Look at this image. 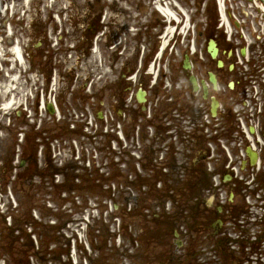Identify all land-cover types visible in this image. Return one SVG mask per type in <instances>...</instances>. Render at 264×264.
I'll list each match as a JSON object with an SVG mask.
<instances>
[{"label": "flooded vegetation", "instance_id": "af4514ba", "mask_svg": "<svg viewBox=\"0 0 264 264\" xmlns=\"http://www.w3.org/2000/svg\"><path fill=\"white\" fill-rule=\"evenodd\" d=\"M102 1L104 4L100 5ZM189 1L197 4L199 15L204 17L205 23L200 24L192 44L196 52L188 57L187 50L181 46L183 53L172 59L168 52L158 59L161 43L149 39V31L145 29L147 25L142 20L148 11L141 14L139 30L134 32V37L124 33L123 41L116 16H108V13L116 14L110 3L104 0L85 1L87 4L82 12L84 48L81 53L84 79L75 76L79 72L77 67L65 72L59 86L60 94L77 96L91 91L100 98L113 99L114 108L122 109L131 121L147 112L155 116L151 121H159L161 114L177 107L183 123L190 125H193V120H199L204 112L212 110L215 104L217 115L213 126L218 131L216 138L220 132V137L230 142L239 141L242 123L250 122L257 123L258 130L264 135V74L261 73L264 53L261 54L256 46L247 47L239 36L226 34L218 19L216 0ZM64 12L58 10L56 13L62 15ZM65 14L68 16L67 12ZM155 37L158 39V35ZM211 39L215 40L218 49L216 58L208 51ZM95 45L106 53L100 54V63L91 53ZM67 54L68 49L57 45L51 54L54 61L39 62L37 66L51 77L54 70L60 73L66 69L64 63ZM212 73L216 77V85L211 79ZM129 97L131 101L127 103ZM190 115L193 117L186 119ZM17 116L9 113L0 123V128L4 130L0 137V161L12 164L18 157L23 165L18 166L17 177L30 184L28 189L39 191L41 189L36 190L34 184L36 178L42 176L43 169L49 168V175L53 176L68 172L69 166L55 165L49 156H46V160L39 159L37 132L31 135L25 125L22 127L25 123L18 124ZM21 131H24L25 138L19 144L17 140ZM227 164V159H218L209 169L204 160L197 163L196 178L188 180L183 186L188 193L180 198L175 212L165 213L163 223L168 228L162 235L172 238V247L157 253L155 260L146 257L145 264H158V260L159 264H199L197 242H211L215 254H222L226 264H231V260L238 257L227 247L231 232L228 224L236 223L245 211L242 195L244 183L235 177ZM25 189L22 187V190ZM181 223H189V230L180 236V240L187 243L186 250H182L174 233L175 227ZM28 224L34 226L33 232H24L22 238L31 241L33 234L41 233L32 221L29 220ZM66 225L67 222L55 227L54 238L62 239L66 244L60 249V255L69 251ZM32 252L41 254L40 250H28L29 254Z\"/></svg>", "mask_w": 264, "mask_h": 264}, {"label": "rangeland", "instance_id": "374dc122", "mask_svg": "<svg viewBox=\"0 0 264 264\" xmlns=\"http://www.w3.org/2000/svg\"><path fill=\"white\" fill-rule=\"evenodd\" d=\"M91 1V0H87ZM110 2V6L113 7V11H115V15L108 13V16H116V22L118 23L121 32L122 37L125 38L124 33H128L129 28H134L138 26V21H129L127 24V28L125 29L126 23L124 22L125 17H130L131 14L125 13L122 8L124 7L125 10L128 12H132L133 15L141 17L144 14L142 6H140V0H105ZM116 1V3H115ZM144 5L149 7L148 13L146 16H142L143 22L147 25L149 32L152 33L151 38H153V34L155 32H161L162 26L160 23L162 22V18L156 16L155 12L152 8V2L150 0H143ZM87 2L85 0H60V2L57 4H53L54 7L52 8V2L51 0H0V58H10L13 59L14 57L10 56L8 52L14 53L13 49L14 47L18 46L20 49L22 48V51L25 55L26 59V74H29V78L32 77L33 81L30 83V87H33L35 89V83L37 82V79L35 77V74L33 70L37 67L38 63L41 62L44 63L46 59H44V56H49L52 51V47L54 44V41L57 40V36L60 34V37L63 36V40L61 43H59L58 46H60L63 49H69V55H74L73 59H76V57H79L83 59V57L80 55L82 53L84 48V41H83V34H84V26H83V14L84 7L86 6ZM151 2V5H150ZM104 4L103 1L100 3V5ZM113 4V5H111ZM186 7H189L190 11L193 9V3H183ZM95 6H98L97 3H95ZM51 7V8H50ZM66 7V8H64ZM97 9V8H95ZM65 11L68 13V16H65V12L62 13L63 17L60 19L56 15L57 11ZM58 18V19H57ZM6 20L7 24L6 27H4L3 23ZM194 22L199 23V18L193 17L192 23H191V30L190 33L192 37L195 35L194 30ZM263 24V20H262ZM252 26L255 29H258V25L252 23ZM151 28H154L151 30ZM7 30L8 33L6 32ZM12 31V34L10 32ZM67 37V38H66ZM60 39V38H58ZM73 46L76 47V49H73ZM179 53V50L175 47L170 51V56L173 53ZM102 54L106 55V53L102 50ZM84 66V61L80 63V67ZM79 67V68H80ZM29 71H32V74L29 73ZM79 76H82V72H79ZM28 78V77H27ZM29 91V89H28ZM85 99L82 96H77L72 100V106L76 108L82 109L80 106V103L83 102L82 100ZM61 100L63 103L66 104V106H69L68 103H66V96L61 95ZM25 101V100H24ZM36 104L37 99H33L30 103V110L25 109V106L23 107V117L18 118L19 122L18 124L25 123L26 127L29 130H36L35 128L39 126V120L41 118V113L36 112ZM77 110V111H79ZM25 116V117H24ZM79 124L81 123V113H79ZM24 120V121H22ZM23 124L22 127L25 125ZM42 130L43 132H48L49 136H53L56 132V128L59 126L58 123L53 121V119H50L48 116H42ZM62 134L61 135H68L66 132V125H63L62 128ZM59 133V132H58ZM81 139V138H80ZM84 143H87L88 140H83ZM14 173H8L5 172V169H0V185L3 187L1 189V193L10 192V189L14 191V197L18 199L19 204V211L15 212L17 210L11 211L13 213V216L19 217L21 214V217H27L29 216V210L30 205H32L33 200L30 195H28L26 192H31L32 196L34 198V208H36L37 216L36 220L37 223L43 224L52 222V217H54V205L52 203V198L54 199L55 207L57 208L59 214L62 216V218L59 220V227L63 225L65 222L68 223L69 219H72V217L81 211V217L77 220V224L81 223L83 218L86 216L87 212L91 214V216H96L94 220H91L92 222L97 223L98 216H101L105 213L107 207L109 206V200L107 199H100L98 198V195L94 194L93 192H88L85 190V193L80 192L76 194H72L70 197V200L68 199L67 202H63L64 196H59V192H55L52 194V191L50 190L51 182L45 181L47 178H44V180L39 181L35 183L36 190L39 188L41 190L34 191L32 189H28V185L24 184L22 181L14 179ZM92 181L87 184L88 186H92ZM19 186H21L19 188ZM22 187H25L24 190L25 194H22L21 191ZM9 194V195H10ZM90 194V195H88ZM142 197V196H141ZM6 198V197H5ZM84 199V200H83ZM148 202V200H147ZM61 204V208L59 205ZM102 204V205H101ZM101 205V206H100ZM40 209V210H38ZM50 211V212H49ZM96 212L95 215L92 212ZM98 214V215H97ZM119 212H113L110 215L111 216L107 218V231L108 229L111 230V226L113 227V224L115 223L114 218L118 217ZM124 215V214H123ZM12 216V217H13ZM2 215L0 214V235L5 236L7 235V230L5 231L6 226L3 225ZM122 218V217H121ZM14 222V218H12ZM16 219V218H15ZM134 218H129L128 216H123V221L121 225V247L120 250H127V248L130 247V243L132 238L140 231L142 224V221H137V224H133L134 221L131 220ZM102 221V220H101ZM132 223V224H131ZM130 224V226L128 225ZM99 226H94V228H97ZM44 228V227H43ZM114 228H117V226H114ZM43 231L46 230V228L41 229ZM109 230V231H110ZM109 233L107 232V237H103L102 239H99L97 241H91V253L88 256L95 258L96 255L99 254L98 249H103V242H106L107 248L105 252L107 253L108 250H110L111 246H109ZM1 239V238H0ZM46 242L47 245L49 244L48 241L44 238H42ZM61 243L57 245V250L63 249L64 246H66L64 240L60 239ZM3 242V239H2ZM112 248L117 247L116 242L113 241ZM145 248L148 246V243L145 242ZM17 247V245H14ZM42 246L44 247L45 244L42 243ZM84 247H86L85 242H79L78 246L76 248V253L73 255L72 258H69L67 256H61L60 257V263L56 262L53 257H48L49 260H54L52 263L47 264H68L69 261L71 264H86L84 255L85 250ZM50 248H54V245H52ZM87 248V247H86ZM144 248V249H145ZM7 247L2 246L0 244V259L3 257H6L7 261H9V264L11 263L10 257H8V254L6 252ZM19 250V252H18ZM147 251V249H145ZM11 254L14 256L16 253L15 249L11 248L10 250ZM21 249H17V253H21ZM3 255V256H2ZM7 255V256H6ZM22 256V254L20 255ZM18 260L19 257L16 256ZM107 259L105 264H126L129 263V260H125V258H118L117 252L110 251L109 255L107 253ZM15 258V257H14ZM27 260V258H25ZM38 258H35L34 263L35 264H46V258H42L39 262H36ZM146 258L140 259L139 264H145ZM90 261L92 259L90 258ZM88 259L87 264H91ZM134 257L130 259L131 264H135ZM99 264H104L103 261H100Z\"/></svg>", "mask_w": 264, "mask_h": 264}, {"label": "bare ground", "instance_id": "6f19581e", "mask_svg": "<svg viewBox=\"0 0 264 264\" xmlns=\"http://www.w3.org/2000/svg\"><path fill=\"white\" fill-rule=\"evenodd\" d=\"M177 6L179 7L178 9H176L175 10V12L178 14V15H183V10H181V7L179 6V4H177ZM163 13H165L169 18H173V19H175V20H177V18H175L173 15H171L170 13H168V11H166V10H163ZM176 13H173V14H176ZM189 23H185V27H184V29L185 30H187V28H188V25ZM172 28H169L168 29V32H171L172 30H171ZM168 38V37H167ZM165 42V41H164ZM14 52H15V54L19 57V58H21V51H20V49H19V47L18 46H16L15 48H14ZM6 64H8L7 62H6ZM20 69V66L18 65V64H16V67L14 68V71H18ZM3 96H5V94L3 93ZM6 108H7V106H5Z\"/></svg>", "mask_w": 264, "mask_h": 264}, {"label": "water", "instance_id": "95a60500", "mask_svg": "<svg viewBox=\"0 0 264 264\" xmlns=\"http://www.w3.org/2000/svg\"><path fill=\"white\" fill-rule=\"evenodd\" d=\"M247 152H248V154L250 155V157H251L252 159L255 158V156H254V154L251 152V149H250V148H248Z\"/></svg>", "mask_w": 264, "mask_h": 264}]
</instances>
